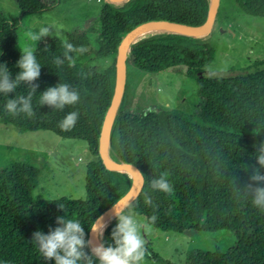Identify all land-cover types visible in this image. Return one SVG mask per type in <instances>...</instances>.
Wrapping results in <instances>:
<instances>
[{
    "label": "trees",
    "instance_id": "trees-1",
    "mask_svg": "<svg viewBox=\"0 0 264 264\" xmlns=\"http://www.w3.org/2000/svg\"><path fill=\"white\" fill-rule=\"evenodd\" d=\"M15 1L21 18L10 19L0 11V71L6 65L12 79L20 71L16 65L21 52L16 46L22 16L48 13L61 0ZM234 1L246 14L264 16V0ZM208 12L209 0L105 3L96 19L67 32L70 43L87 51L71 52L72 62L65 60L60 66L54 59L63 58V39L46 36L37 41L33 52L41 72L33 82L39 85L31 102L34 115L12 116L5 110L8 98L26 96L30 91L29 85L21 83L9 97L0 93V122L20 132L50 131L62 138L84 140L93 160L87 165L84 200L34 199L39 185L37 168L18 161L0 167V264H55L42 258L32 241L33 233L48 234L58 226L56 218L65 216L79 220L88 239L94 221L129 190V175L106 169L98 154L99 135L115 86L118 46L126 33L143 22L201 25ZM213 59L209 37L154 35L132 45L128 67L184 74L197 84V102L191 113L154 109L129 114L122 111L123 97L110 130L109 153L114 160L132 163L141 171L144 184L127 210L143 216L148 225L179 233H233L235 243L227 251L194 249L185 264H264V211L253 206L245 190L247 183L264 186L249 179L252 167L259 168L256 152L264 142V60L243 67L241 74L200 76ZM58 83L75 88L79 102L63 110L41 106L40 94ZM72 111L79 113L77 123L70 131L62 130L59 122ZM161 174L172 185L169 193L150 187L149 181ZM115 225L113 220L103 230L105 246L113 243ZM146 248L144 260L172 264L147 243Z\"/></svg>",
    "mask_w": 264,
    "mask_h": 264
},
{
    "label": "rangeland",
    "instance_id": "rangeland-1",
    "mask_svg": "<svg viewBox=\"0 0 264 264\" xmlns=\"http://www.w3.org/2000/svg\"><path fill=\"white\" fill-rule=\"evenodd\" d=\"M105 3L110 2L61 0L48 13L22 16L16 50L21 52V49L31 47L34 51L37 42L31 41L26 33L39 32L41 27H48L51 36L63 39L69 30L96 19ZM0 11L10 19L20 17L15 0H0ZM207 37L214 48V59L200 72L202 77L241 74L243 67L264 60V16L246 14L234 0H220L212 32ZM126 85L122 111L129 114L154 109L191 113L197 102L195 80L171 70L149 73L128 67ZM92 160L84 140L62 138L50 131L20 132L0 122V167L18 161L37 168L39 185L33 192L34 199L69 197L84 200L87 165ZM132 213L145 242L161 259L172 264H185L187 254L194 249L225 252L235 243L231 231H162L148 225L143 216ZM141 264L154 263L143 260Z\"/></svg>",
    "mask_w": 264,
    "mask_h": 264
},
{
    "label": "clouds",
    "instance_id": "clouds-1",
    "mask_svg": "<svg viewBox=\"0 0 264 264\" xmlns=\"http://www.w3.org/2000/svg\"><path fill=\"white\" fill-rule=\"evenodd\" d=\"M26 35L31 41L37 42L46 36H51V33L48 27H41L39 32L29 31ZM62 46L65 49L63 58L54 59L57 66L63 65L65 60L71 63V52L82 54L87 51L83 46H74L66 37L63 38ZM16 66L20 71L12 79L7 66L3 65V70L0 71V93L9 97L10 93L16 92L21 83L29 85L30 91L26 96L15 95L14 98H8L4 107L12 116L25 114L31 117L34 115L32 98L39 87L33 82L40 76L41 65L37 62L32 48L25 47L21 49V56ZM79 99V92L75 88L67 83H58L40 94L39 103L41 106L47 105L53 109L63 110L65 106L78 103ZM78 118L79 113L72 111L59 122V127L70 131ZM256 158L259 168L248 166L252 167V175L249 179L255 182V185H260L264 184V174L261 173V169H264V142L257 147ZM149 184L154 191L169 193L172 190V185L165 174L151 179ZM245 190L251 197L253 206L264 211V186L247 183ZM146 202L151 203V200L146 198ZM59 207L63 209V205L59 204ZM111 217L118 223L111 233L113 243L108 246L102 242L98 243L95 239L96 236L102 239L103 230L106 227L103 217L99 218L91 229L94 238L86 239V233L79 220L62 216L56 218L58 226L55 229L50 228L48 234L41 231L34 232L32 241L38 246L42 258L46 261L54 260L55 264H141L147 248L135 216L127 210V205L116 201L111 209ZM155 219V216L151 217L153 222Z\"/></svg>",
    "mask_w": 264,
    "mask_h": 264
},
{
    "label": "water",
    "instance_id": "water-1",
    "mask_svg": "<svg viewBox=\"0 0 264 264\" xmlns=\"http://www.w3.org/2000/svg\"><path fill=\"white\" fill-rule=\"evenodd\" d=\"M129 0H109L110 4H122L124 5ZM220 0H209V12L206 21L201 25H189L180 22H174L169 20H152L139 24L138 26L131 29L126 35L122 38L116 55V80L112 99L108 110L105 114L104 121L101 127L99 140H98V154L102 160L104 166L108 170L119 171L122 173H127L131 178L132 184L129 190L117 201H120L122 205H129L139 194L144 184V177L141 175V171L132 163L124 162L121 160H114L109 154L110 144H109V135L114 119L118 113L122 97L125 91L126 86V77H127V57L129 55L131 46L136 44V41L133 42L135 36L146 29H151L155 27H161L166 30L174 32V34H182L192 38H206L211 34L213 25L216 19L218 12ZM121 5V6H122ZM114 204L107 208L93 223L103 217V222L105 223L111 217V209ZM113 218L111 221H113ZM110 221V222H111ZM109 222V223H110ZM109 223L107 225H109ZM92 225V227H93ZM106 225V226H107ZM91 227V229H92ZM91 229L88 234V239L94 238L91 232ZM98 243L102 242L101 238L98 236L95 237Z\"/></svg>",
    "mask_w": 264,
    "mask_h": 264
},
{
    "label": "bare ground",
    "instance_id": "bare-ground-1",
    "mask_svg": "<svg viewBox=\"0 0 264 264\" xmlns=\"http://www.w3.org/2000/svg\"><path fill=\"white\" fill-rule=\"evenodd\" d=\"M164 34H174V32L170 31V30H166L164 28L161 27H155V28H151V29H146L143 30L141 32H139L135 38L133 39V42L145 39L147 37L150 36H154V35H164ZM111 151V150H110ZM110 154V153H109ZM114 157V156H113ZM113 159V158H112ZM116 160V159H115ZM113 218H110L108 221L105 222V224L107 225ZM99 237V236H98ZM100 238V237H99Z\"/></svg>",
    "mask_w": 264,
    "mask_h": 264
}]
</instances>
